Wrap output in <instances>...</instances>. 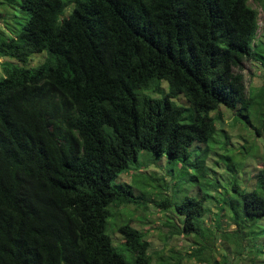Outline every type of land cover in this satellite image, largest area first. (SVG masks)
<instances>
[{"label":"trees","instance_id":"16d2710c","mask_svg":"<svg viewBox=\"0 0 264 264\" xmlns=\"http://www.w3.org/2000/svg\"><path fill=\"white\" fill-rule=\"evenodd\" d=\"M252 1L264 24V0ZM6 2L18 16L0 31V56L15 61L2 62L0 76V264H126L120 243L130 264H148L138 229L120 224L118 244L105 231L113 203L132 198L110 181L137 167L139 150L182 160L184 172L190 145H204L189 161L196 196L171 202L181 215L173 233L199 236L205 203L217 196L238 235L264 217V152L250 189L239 188L231 155L218 154L223 186L205 161L220 106L264 135V73L247 91L242 74L246 59L264 70L248 0ZM160 80L167 90L149 95Z\"/></svg>","mask_w":264,"mask_h":264},{"label":"rangeland","instance_id":"374dc122","mask_svg":"<svg viewBox=\"0 0 264 264\" xmlns=\"http://www.w3.org/2000/svg\"><path fill=\"white\" fill-rule=\"evenodd\" d=\"M249 4L257 11L258 28L255 39L264 40L263 15L257 4L248 0ZM14 4V3H13ZM17 9L10 6L6 0H0V31L8 33L6 27L14 23V16H18ZM16 21V20H15ZM17 27V25H16ZM5 60L15 62L11 58L0 56V76L2 75V62ZM37 57H33L28 65L37 64ZM264 70L252 60L244 61L242 74L246 91L256 87L261 82ZM148 92L149 88L144 89ZM167 90V83L160 80L156 91L149 95L160 96ZM178 104L185 105L182 95L174 98ZM219 119H214L215 133L206 143V164L216 170L215 174L223 182L227 181L228 174L224 172V164L218 158L219 152L232 156L237 168V182L239 188L250 189L253 187V174L261 164V154L264 152V135L256 136L251 126L245 125L234 111L227 107L217 108ZM210 116L215 111L209 112ZM243 148H241V146ZM199 142L190 145V156L185 164L184 172H180L183 163L178 160L171 165L166 164L164 156L153 157L148 151L139 150L137 153V167L133 163L119 172L111 181L112 185L121 184L132 193L131 201L127 203H113L110 215L106 219V233L112 237L114 243L121 241L117 227L127 222L138 229L146 243V251L150 257L148 264H264V217H253L248 221V226L242 229L239 235L233 230L235 226L228 219V212L222 204V197L210 201L205 205L210 209L201 219V233L190 235L173 233L175 227L180 226L181 215H177L171 205L174 200H179L184 194L196 196L195 189H191L194 180L190 179L193 168L189 161L196 157H203L202 147ZM258 154V155H256ZM256 155V156H255ZM217 161L216 164H213ZM172 177L173 179H170ZM149 179V180H148ZM228 183V182H227ZM157 184L160 186L157 187ZM195 188V187H194ZM191 190V191H190ZM159 192V193H158ZM171 194H175L171 196ZM171 196L170 204L158 208L156 201ZM110 205L108 209L110 210ZM215 205V206H214ZM180 220V221H179ZM123 254L126 264H130V254L121 245L117 246ZM196 250V256L192 252Z\"/></svg>","mask_w":264,"mask_h":264}]
</instances>
